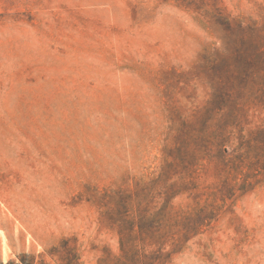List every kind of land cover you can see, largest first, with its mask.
I'll return each instance as SVG.
<instances>
[{"label": "rangeland", "instance_id": "obj_1", "mask_svg": "<svg viewBox=\"0 0 264 264\" xmlns=\"http://www.w3.org/2000/svg\"><path fill=\"white\" fill-rule=\"evenodd\" d=\"M0 264H264V0H0Z\"/></svg>", "mask_w": 264, "mask_h": 264}]
</instances>
